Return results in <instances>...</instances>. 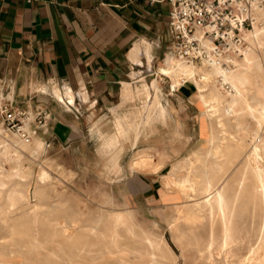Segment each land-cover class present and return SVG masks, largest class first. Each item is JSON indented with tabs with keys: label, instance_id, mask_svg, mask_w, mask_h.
Instances as JSON below:
<instances>
[{
	"label": "rangeland",
	"instance_id": "obj_1",
	"mask_svg": "<svg viewBox=\"0 0 264 264\" xmlns=\"http://www.w3.org/2000/svg\"><path fill=\"white\" fill-rule=\"evenodd\" d=\"M240 45L241 43L239 46ZM259 60H261L260 64L262 65V71L264 73V50L259 51ZM160 64L161 63H157L155 67ZM141 79L142 84L144 77ZM141 84L139 85V88L141 87ZM170 84L172 86L173 80L169 75H161L157 77V88L155 89L153 104L151 105L148 103L153 95V91H151L153 87H150L151 82L148 84V89L145 88L142 91L134 89L136 94L131 93L130 89H128V95H126V98L118 106L112 109L116 116L113 131L106 134L99 131L96 132L97 136L101 137L102 140H106L107 143H50L49 141H44V138H42V135L38 132V134L34 136H37L42 140L43 146L35 154H32L33 156L27 151V149L23 147L19 148V163L24 166L25 172L22 176L15 175L6 178L7 183L2 188L0 198V217L2 216L0 218V237H3L2 240L0 238V250H2L1 255L5 260H7V262H9V264H40V262L45 259L44 253H46L47 250L53 249H55L56 253L47 258L49 259L50 264H121V261L117 262L113 259L116 254L110 252V250L113 249V245L111 243V245L109 244V237H98L96 234L90 233L88 230L91 225H95L100 230L106 229V227L110 224L112 225L113 223L107 215L109 210L128 211L130 215H128V219L131 222V231H127L125 226L122 224H116L115 227L118 231V243L120 244V251L118 254L122 257L125 256L123 257V260H126V264H152L148 260L150 255L146 252L148 251L146 245L147 242L144 241L146 239L143 238L146 234L161 237L165 242H167L170 252L172 251L176 254L173 255L171 252V256L173 258L168 259L169 264H177V262L179 264H230L231 260H234L236 264H240L239 261H242L243 257L247 255L249 249L248 247L256 246L260 233H264V217L262 215V211L256 204L250 201L249 198V193L252 191L250 186H252L253 180L248 172H245V181L244 179H241L242 175L239 172L241 159L234 162L231 174L221 186V191L223 190V192L225 191V186L227 187L224 194L228 197V199L226 197V205L228 206L225 205V218H228L225 219V224H227V231L225 234L222 229L224 225L222 222L223 219L220 216V211L216 208L217 204H215V200L214 203L212 200L210 202L211 204L208 203V205L207 203L202 204L203 207L200 213L204 216L201 220H196L194 222L188 220L185 221L186 219L184 215L188 206L192 202H190V199L188 198L186 200V198L182 196L179 189L174 188L169 184H165L162 180V176L167 173L170 168H172L174 163L178 165L175 171L177 176H184L187 174L188 171L184 163L185 159L187 160L188 158H193L194 150H205L210 143V132L213 130L214 133H219V131L215 122L216 116H210L207 113V108L198 98V89L195 85L193 86L194 91L188 99L175 100V95L172 96V94H166L169 90L174 89L170 87ZM168 108L171 112L170 119L163 120V116L165 114H169ZM119 109H121L122 112H120ZM145 111L148 113L149 118L152 119L156 116H162L160 117L161 121L153 126L152 131L144 130L145 132L143 131L137 142L136 148H134L130 145L131 138H126V136H124V131L133 125L132 122L134 118L140 116V114H143ZM176 112H180V115L176 114ZM31 117H33V115H31ZM202 126L203 133L201 132ZM229 131L233 132V129L230 128ZM0 135L7 137L8 141L11 142L8 143L10 148L9 151L11 155L14 154L15 149L12 146L13 138L15 136H19L15 133L5 131H0ZM30 138L31 137H29L28 140L33 139ZM95 138L97 137L95 136ZM229 142L241 143L237 132L231 134ZM1 146L2 143H0V149L2 148ZM147 146L150 147L148 149V153L151 156L148 157V163L156 165L159 163L158 160L160 159L159 161L162 160L165 164L163 167L158 169V171L156 170L157 172H145L143 171L145 168L143 165H139L137 167L131 164V159L135 155L136 150L140 147ZM105 147H108L107 149L109 150L107 155L99 152L104 150ZM15 148L18 149V147ZM157 154H160V156L158 157ZM10 158L11 157H8L7 159L2 160V165L3 167L5 166V169L14 170L15 168H12V166L16 165V162L12 161ZM108 159H118V170L116 168V170L113 171L109 168ZM207 159L209 160L210 158ZM198 166L201 167L200 162L196 163V168L200 169ZM102 167H104V169ZM195 169H193V171L191 170L192 174ZM42 170L46 171V176H48V178L46 176L43 179L40 178L39 174ZM63 171L68 172V174L63 173ZM196 172H198V170ZM237 178L239 180H237ZM13 187L18 189L21 194L19 195V198L11 204L7 200V194ZM242 187L243 189H241ZM35 188L39 189L38 195H34ZM238 189L241 190L239 191ZM234 192L237 194L236 196ZM238 195H240V197ZM244 196L245 198L243 199L242 197ZM237 197L239 198L237 199ZM193 198H195V196H193ZM236 201L238 202L236 203ZM245 203L248 204L246 205ZM207 206L210 207L208 208ZM212 206L215 208H212ZM239 208H241V211H239ZM243 209H246V211H243ZM57 210L58 212H56ZM74 210L76 211L74 212ZM248 210L253 212L252 215L248 212ZM235 212L238 213L236 214L237 216L235 215ZM254 214L256 216H254ZM260 214L262 216H259ZM230 216L232 217L230 218ZM259 217H261V220ZM92 219H94L93 223L90 221ZM136 221L137 223H135ZM252 221L254 223L253 225ZM221 223H223V225ZM63 224H70V229L83 225L80 228L82 235H79L78 244L73 245L68 249L65 247V249L58 250L59 244L64 246L67 245V238L60 228ZM215 224L217 225L216 228H214ZM178 225L180 226L178 227ZM84 226H87V228L85 229ZM199 227L200 229L198 231L197 228ZM255 227H258L257 229L259 230L255 231ZM119 229L125 233L123 234ZM182 233L187 236H184ZM250 234L251 237H249ZM131 235L133 236L131 237ZM32 236L35 237L38 243L43 245L39 251L37 249H29L30 247L27 241L31 239ZM180 236L181 238L179 239ZM183 236L188 238H182ZM215 236H217L218 239ZM220 236L221 238L219 239ZM126 237L129 238L127 239ZM133 238L135 239L134 241ZM86 239L89 241V245L83 244V251H85H82L80 254H76L78 253L77 246H82L83 241ZM191 239H194L193 242ZM219 240L223 242H220ZM186 243L189 245H186ZM197 243L198 245H196ZM208 243H211V245ZM124 245L128 247L126 248ZM220 246L224 250H226L225 247L230 246L227 247V250L229 251L226 256L221 255L218 257V255H216ZM19 248H21V252H15L12 254L8 253L11 249L17 250ZM100 248L102 250H100ZM89 249L91 251H89ZM137 250H139L141 254ZM231 252L232 255H230ZM134 253L135 255H133ZM199 253H203V256ZM105 257H109L110 259H105L107 261H104ZM206 257L210 259L208 260Z\"/></svg>",
	"mask_w": 264,
	"mask_h": 264
},
{
	"label": "crops",
	"instance_id": "obj_2",
	"mask_svg": "<svg viewBox=\"0 0 264 264\" xmlns=\"http://www.w3.org/2000/svg\"><path fill=\"white\" fill-rule=\"evenodd\" d=\"M169 10L168 0H0V100L45 110L46 142L107 143L96 132L113 131L112 109L146 67L136 43H153L155 65L172 55ZM194 85L166 94L186 100Z\"/></svg>",
	"mask_w": 264,
	"mask_h": 264
},
{
	"label": "bare ground",
	"instance_id": "obj_3",
	"mask_svg": "<svg viewBox=\"0 0 264 264\" xmlns=\"http://www.w3.org/2000/svg\"><path fill=\"white\" fill-rule=\"evenodd\" d=\"M250 15L253 18V20H252L253 25H252V28L241 29V34H240L241 35L240 36L241 37V45L238 46L233 52H226V53L222 54L220 56V59L218 58V60H216V58H214V61L210 65H197V64L192 63L190 61L183 60V59L174 57L172 55H167L165 57V59L162 60L161 64L158 65L157 67H155L153 55L151 52L152 47H153V43L151 41H145V40L139 41L136 43L135 48H134V59H136L140 62H143V64L146 67L145 68H138L139 70L133 71L132 75L134 77L139 78V79L144 77L143 83L141 84V87L138 89L139 91H142L145 88L148 89V86H149L148 84H149V82H151L150 87H153L151 90V91H153V95L151 96L152 97L151 100L148 102L149 105L153 104L155 89L157 88V77L161 76V75H169L173 80V84L171 86L172 88H175L182 83H194L198 89V95H199L198 98H200L202 100L203 105L207 108L206 109L207 113L210 116H213V115L216 116L215 122H216V125L218 127L219 133H214V131L212 130L209 134L210 143H209L208 147L203 151H202V149L197 150V151L194 150L193 158L187 157L188 159L187 160L185 159L184 163L186 165L188 173L185 174L184 176H177L175 174V171H176L178 165H176L174 163L172 168H170L169 171L167 170L168 171L167 173L163 174L162 180L165 184H169L170 186H173L174 188L179 189L182 196L184 198H186V200H187V198L190 199V202H192L188 206L187 211L184 215V217L186 219L185 221L188 220V221L194 222L196 220H201V218L204 216V215H202V213H200V211H202L201 209L203 207L202 204L207 203V205H208V203H210L212 200L214 203V200H215V202H216L215 204H217L216 208L220 211V213H221L220 216L223 219L222 222L224 223V225H223V223H221V224L223 225L222 229L224 231V234L227 231V227H226L227 224H225V219H228V218H225V209H226L225 207L228 206V205H226L228 197L226 196V194H224L227 187L224 185L225 191L223 192V190L221 191V186H222V183L231 174V171H232L231 169L233 167L234 162L238 161L239 159H241V166L239 169V172L242 175L241 179H244V177H246L245 172L246 173L248 172L249 175L251 176V179L253 180L252 181L250 179L252 181V186H250L252 191H250L251 193H249L250 201H252L254 204H256L258 206V208L262 211V215L264 217V73L262 71V69H263L262 65L260 64L261 60H259V51L264 50V7L257 9L256 12L251 11ZM258 22H260V24ZM155 48L156 47H154V49ZM169 52H171V51H169ZM221 61H223L224 63H221ZM55 91H58V90L55 89ZM126 95H128V94H124V99L126 98ZM160 117H162V116H156L153 119L149 118L148 113H146V111H145L143 114L141 113L140 116L134 118V120L132 122L133 125L128 128L129 130L127 129L126 131H124V136H126V138H131L130 145L132 147L136 148L137 142H138L141 134L143 133V131L144 130H151L152 131L153 126L156 123H160V121H161ZM162 119L163 120L170 119V115L165 114ZM212 121H214V120H212ZM230 128L233 129V132L229 131ZM235 132L238 133V137L241 140V143L229 142V138L231 137V134L235 133ZM12 133H14V132H12ZM31 138H33V139L28 140L29 138L28 139H21L20 136L19 137L15 136L13 138V142H12L13 143L12 146L14 147L15 150H14V154L11 155L10 151H9L10 148L8 146L9 145L8 143H11V142L8 141L7 137L0 135V143H2V146H1L2 148L0 149V198H1V194H2V188L7 183L6 178H8L10 176H15V175L22 176L23 173L25 172L24 166L19 163V157H20L19 148L23 147V148L27 149V151L30 152L31 155L35 154L40 148H42L43 143L39 137L33 136ZM15 147H18V149ZM107 148L108 147H105L104 150L99 151V152L107 155L109 152V150ZM149 148L150 147H148V146L138 148L136 150L135 155L131 159L132 160L131 164L133 166H137V167L139 165H143L145 167L143 169V171H145V172L146 171L154 172L156 170L158 171V169L163 167L165 164L163 163L162 160L159 161L160 159L158 160V162H159L158 164L155 163L156 165L148 163V160H149L148 157H151L150 154L148 153ZM157 156L159 157L160 154L159 155L157 154ZM163 156H165V155H163ZM8 157H11L10 159H12V161L16 162V165L12 166V168H15L14 170L5 169L4 168L5 166L3 167V165H2V160L7 159ZM185 158H186V156H185ZM207 158H210V159L208 160ZM165 161H166V159H165ZM108 162H109V164H108L109 168L112 169L113 171H115L117 168V165L119 164L118 159H108ZM156 162H157V160H156ZM199 162L201 164V167L198 166L200 169H197L196 163H199ZM39 163H41V162H39ZM102 168L104 169V167H102ZM106 168H108V167H106ZM140 168H142V167H140ZM193 169H195V170H194V173L192 174L191 170L193 171ZM117 170H118V168H117ZM197 170H198V172H196ZM140 171H141V169H140ZM122 172H123V170H122ZM63 173L68 174V172H64V171H63ZM107 173H110V172H107ZM46 174H47L46 171L42 170L41 173L39 174V176L41 179H43L46 176ZM119 175H120V173H119ZM115 176H116V174H115ZM46 177L48 178V176H46ZM34 180H36V179H34ZM53 180H55V179H53ZM237 180H239V179L237 178ZM14 181H16V180H14ZM28 181H30V180H28ZM244 181H245V179H244ZM249 183L251 184L250 181H249ZM13 186H15V185H13ZM36 186H38V185H36ZM29 187H30V184H29ZM24 189H26V188H24ZM241 189H243V187ZM241 189H238V190L240 191ZM239 191H237V192L239 193ZM20 194H21L20 191L18 189H16L15 187H13L9 190V192L7 194V200L9 201V203L12 204L13 202H15L16 199L19 198ZM38 194H39V189L35 188L34 195H38ZM239 194H241V193H239ZM236 195L237 194L235 193V196ZM245 195H247V194H245ZM193 196H195V198H193ZM238 196L240 197V195H238ZM53 197H54V195H53ZM226 197H227V199H226ZM230 197H231V195H230ZM239 197H237V199ZM55 198H56V196H55ZM242 198L244 199L245 196ZM235 200H236V198H235ZM247 201H248V199H247ZM237 202L238 201H236V203ZM232 203H234V202H232ZM229 205H232V204H229ZM213 206H215V205H213ZM213 206H212V208H215ZM229 207H232V206H229ZM238 207H239V205H238ZM241 208H239V211H241L240 210ZM234 209H235V207H234ZM76 210H74V212ZM215 210H213V211H215ZM244 210L246 211V209H243V211ZM56 212H58V210ZM248 212H250L251 215L253 213L252 211H249V210H248ZM258 212H259V210H258ZM211 213H212V211H211ZM236 214H238V213L235 212V215ZM107 215L110 217V220L113 223L112 225L110 224L111 226L109 225L106 227V229L100 230L95 225H91V226H89L88 230L90 231V233L96 234L98 237H100V236L109 237V239H110L109 244L111 243L113 245V249L110 250V252L116 254L113 257V259L117 262L121 261V264H126V260L125 259L123 260V257H125V256L122 257L120 254H118L120 251V249H119L120 244L118 243V241H119L118 240V231L116 230L115 227H116V224H122L125 226L127 231H131L132 230L131 229L132 228L131 222L128 219L129 213H128V211L109 210L107 212ZM262 215L260 214L259 216H262ZM254 216H256V215L254 214ZM227 217H229V216H227ZM231 217L232 216H230V218ZM257 218H258V215H257ZM94 219H95V217H94ZM94 219H92L90 221H92V223H93ZM203 219H205V218H203ZM259 219L261 220V217H259ZM179 220H181V219H179ZM215 220H212V221H215ZM173 221H174V218H173ZM254 221H255V218H254ZM106 222H107V220H106ZM219 222H220V220H219ZM249 222H250V219H249ZM52 223H53V221H52ZM135 223H137V221ZM200 223H201V221H200ZM207 224H209V223H207ZM253 224L254 223L252 221V225ZM201 225H202V223H201ZM82 226L83 225H79L78 227L70 229V227H71L70 224H63L60 228H61V231L65 234V236L67 238V241H66L67 245L64 246V245L58 243L59 244L58 250L59 249H65V247L68 249L71 246L78 244L79 235H82V231L80 229ZM179 226L180 225H178V227ZM216 226L217 225L215 224L214 228H216ZM243 226H242V228H243ZM200 227H202V226H200ZM200 227L197 228L198 231H199ZM86 228H87V226L85 227V229ZM257 228L255 229V231L259 230ZM177 229H179V228H177ZM57 231H59V230H57ZM57 231H56V233H57ZM219 231H220V229H219ZM246 231H247V229H246ZM143 233H145V232H143ZM214 233H215V231H214ZM120 235H122V234H120ZM239 235H241V234H239ZM132 236L133 235H131V237ZM181 236L179 237V239L181 238ZM184 236L182 238H186V239L188 238V237H184ZM176 237H177V235H176ZM215 237H217V236H215ZM249 237H251V234L249 235ZM0 238L2 240L3 237H0ZM143 238H145L146 240H144V241L147 242L146 245H147L148 251H146V252H148L150 255V258L148 257L149 262L152 264H154V263L155 264L156 263H158V264H169L168 259L173 258V257L171 256L172 251L170 252V249L167 246L168 245L167 242H165L161 237L151 236V235H147V234ZM190 238H192V237H190ZM220 238H221V236L219 237V239ZM217 239H218V237H217ZM217 239H216V241H217ZM134 240L135 239L133 238V241ZM188 240H186V241H188ZM193 240H192V242H193ZM230 241H231V239H230ZM208 242H210V241H208ZM220 242H223V241H220ZM27 243L30 247L29 249L32 248V249H37L39 251V249L41 247H43V245L41 243H38L36 241L34 236H32V238L29 239L27 241ZM88 243H89V241L87 239L84 240L82 243V246H77V248H78L77 252L78 253H76V252L75 253L80 254L84 249V245L85 244L87 245ZM234 243H237V242H234ZM223 244H225V243H223ZM223 244H222V246H223ZM181 245H182V243H181ZM186 245H189V244L186 243ZM196 245H198V243ZM209 245H211V243ZM193 246H191V247H193ZM230 246H227V247H230ZM184 247H182V248H184ZM207 247H208V245H207ZM227 247H225L226 250H227ZM189 248H190V246H189ZM248 248L249 249H248L247 255L245 257H243L242 261H239L240 264H261V263H264V233H260L259 240H258L256 246L248 247ZM194 249H195V247H194ZM100 250H102V249L100 248ZM188 250H190V249H188ZM226 250L222 249L220 246V249L217 250L218 252H216V255H218V257L221 255L226 256L228 254V251H229V250H227V251ZM89 251H91V250L89 249ZM132 251H134V250H132ZM137 251L139 252V250H137ZM1 252H2V250H0V264H9V262H7V260H5L4 257L1 255ZM15 252H21V248H19L17 250L11 249V250H9L8 253L12 254ZM54 253H56L55 249L47 250L46 253H44L45 259L43 261H41L40 264H50V261L47 258L54 255ZM92 253H93V251H92ZM139 253L141 254V252H139ZM199 254H201V253H199ZM133 255H135V253ZM173 255H176V254L173 253ZM201 255L203 256V253ZM230 255H232V252ZM233 255H235V254H233ZM76 256H78V255H76ZM136 256H137V254H136ZM207 257H209V256H207ZM54 258H56V257H54ZM105 259H110V258L105 257L104 261H107ZM207 259L209 260L210 258H207ZM233 259H235V258H233ZM173 262H174V260H173ZM74 264H76V263H74ZM86 264H90V263H86ZM145 264H147V263H145ZM177 264H179V263L177 262ZM202 264H204V263H202ZM230 264H236V263L234 262V260L233 261L231 260Z\"/></svg>",
	"mask_w": 264,
	"mask_h": 264
},
{
	"label": "built area",
	"instance_id": "obj_4",
	"mask_svg": "<svg viewBox=\"0 0 264 264\" xmlns=\"http://www.w3.org/2000/svg\"><path fill=\"white\" fill-rule=\"evenodd\" d=\"M168 2L167 29L172 56L197 65H210L214 58L218 60L222 54L233 52L241 43V29L252 28L250 12L264 7V0ZM47 118L45 110L31 112L15 101L0 100L1 132H14L28 139L38 134Z\"/></svg>",
	"mask_w": 264,
	"mask_h": 264
}]
</instances>
